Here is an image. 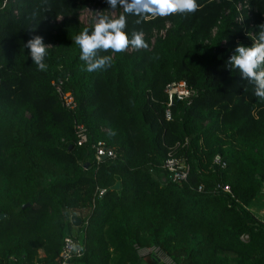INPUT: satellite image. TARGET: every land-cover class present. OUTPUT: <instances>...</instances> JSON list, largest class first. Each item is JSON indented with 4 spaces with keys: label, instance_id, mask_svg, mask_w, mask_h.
<instances>
[{
    "label": "trees",
    "instance_id": "obj_1",
    "mask_svg": "<svg viewBox=\"0 0 264 264\" xmlns=\"http://www.w3.org/2000/svg\"><path fill=\"white\" fill-rule=\"evenodd\" d=\"M3 1L0 264H55L66 233L81 239L73 264H159L136 253L151 245L177 264H264V220L250 210L264 184V100L224 66L238 42L256 39L264 0H197L194 13L157 18L118 4L112 18L124 15L145 46L100 52L110 64L91 73L74 37L92 26L78 17L91 3L110 10L106 0ZM32 35L47 45L46 71L24 47ZM58 79L72 111L52 89ZM179 80L196 94L173 99L166 119L164 87ZM74 122L115 156L95 164L89 143L75 144ZM168 154L188 164L185 182L167 178Z\"/></svg>",
    "mask_w": 264,
    "mask_h": 264
},
{
    "label": "clouds",
    "instance_id": "obj_2",
    "mask_svg": "<svg viewBox=\"0 0 264 264\" xmlns=\"http://www.w3.org/2000/svg\"><path fill=\"white\" fill-rule=\"evenodd\" d=\"M106 3L113 9L119 4L126 14L141 18L166 17L175 13L191 14L199 6L197 0H106ZM125 27L124 15L117 18L101 15L91 28H84L74 37V43L79 48V59L84 62L86 72L91 73L109 66L111 56H100V52H121L129 45L135 48L145 46L139 33L129 34ZM24 47L36 70L46 71L45 57L48 49L43 37L32 35ZM224 66L231 73H238L241 80L252 85L253 95L264 100V23L258 25L256 39L252 40L250 46L239 42L235 45Z\"/></svg>",
    "mask_w": 264,
    "mask_h": 264
},
{
    "label": "built area",
    "instance_id": "obj_3",
    "mask_svg": "<svg viewBox=\"0 0 264 264\" xmlns=\"http://www.w3.org/2000/svg\"><path fill=\"white\" fill-rule=\"evenodd\" d=\"M8 3V0L3 1V6ZM96 7V18L92 20V24L88 21L85 23V25H93L97 20L98 16L100 15H108L111 18L115 16L116 9L110 8L109 9H102L100 6L95 5L94 3L87 4L86 8L88 7ZM240 8V5L238 6ZM82 11V10H81ZM80 11V12H81ZM111 11H114L111 13ZM80 14V13H79ZM58 21H60V17L58 18ZM237 21L239 23H242L241 17L237 18ZM163 33V31H161ZM142 36V34H140ZM251 36L253 34L250 33ZM255 40V39H254ZM153 43V39L151 40ZM134 50L133 46H129L126 48L127 52H131ZM51 86L54 89V92L57 95V98L63 106V108H66L68 110H74L77 106V103L75 101L74 95L71 91H67L63 89V81L58 80H52ZM164 92L167 95V104H166V110H165V117L166 119H170L171 114L169 107L173 102V99L186 101L189 103L193 96L196 94V90L188 86V84L184 80L179 81H172L165 85ZM74 132H75V144L79 147H83L88 145L89 138L88 133L85 125L83 123L74 122ZM90 149L93 151V157L95 164L100 163L102 160V157L105 156L108 157H114L115 153L112 148L106 146L105 142L102 140H97L95 142L89 143ZM214 162L217 163L220 167H224L225 163L222 162L219 155H215ZM163 162V168L166 171L167 178L174 183H181L185 182L188 176L189 172V166L185 163V161L182 158L175 157L171 154H168L166 158H164ZM223 192L231 194V189L229 185H219L218 186ZM202 186L198 187V190H201ZM103 191H100L102 193ZM264 220V218H263ZM136 253L140 257H147V256H153L155 257L158 262L161 264H177L171 257L158 245H151L148 247H139L135 246ZM82 252V244L81 239L78 238L75 235H71L66 233V235L63 238V246L60 251L59 257L55 264H73V259L75 257H80Z\"/></svg>",
    "mask_w": 264,
    "mask_h": 264
},
{
    "label": "rangeland",
    "instance_id": "obj_4",
    "mask_svg": "<svg viewBox=\"0 0 264 264\" xmlns=\"http://www.w3.org/2000/svg\"><path fill=\"white\" fill-rule=\"evenodd\" d=\"M114 12V11H111V13ZM96 7H88L87 9H83L80 14H79V21L82 23V24H85L87 21L88 23L90 22V24H92V20H94L96 17ZM100 17V15L98 16ZM264 184H262L261 186V190L259 192V195L257 197V199L260 200V204H259V207L258 206H254L252 204V206L250 207V210L252 208V212H254L255 215H258V216H261V219L264 218ZM71 233V232H70ZM160 264V262H159Z\"/></svg>",
    "mask_w": 264,
    "mask_h": 264
},
{
    "label": "water",
    "instance_id": "obj_5",
    "mask_svg": "<svg viewBox=\"0 0 264 264\" xmlns=\"http://www.w3.org/2000/svg\"><path fill=\"white\" fill-rule=\"evenodd\" d=\"M105 158H106L105 156L102 157V159H105ZM87 166H88V164L85 165V167H87ZM118 187H119V184L115 183V185L112 186L111 189H117ZM27 205L28 204H25L22 207H26ZM5 216H6L5 214H0V220L2 218H4ZM71 222H72L74 227H78L80 225V223H81V219L78 216L73 215V216H71Z\"/></svg>",
    "mask_w": 264,
    "mask_h": 264
},
{
    "label": "crops",
    "instance_id": "obj_6",
    "mask_svg": "<svg viewBox=\"0 0 264 264\" xmlns=\"http://www.w3.org/2000/svg\"><path fill=\"white\" fill-rule=\"evenodd\" d=\"M264 195V194H263ZM252 204L256 207V206H258L259 207V204H260V200H253L252 202H251V206H252ZM250 206V207H251ZM251 210H252V208H251ZM253 211V210H252ZM258 216V215H257ZM258 217H260L261 218V216H258ZM42 254V253H41Z\"/></svg>",
    "mask_w": 264,
    "mask_h": 264
}]
</instances>
